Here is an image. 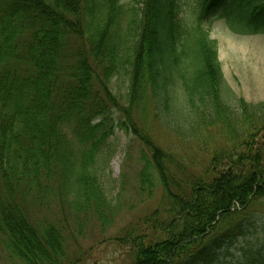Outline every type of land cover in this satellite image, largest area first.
Returning <instances> with one entry per match:
<instances>
[{
    "label": "trees",
    "instance_id": "16d2710c",
    "mask_svg": "<svg viewBox=\"0 0 264 264\" xmlns=\"http://www.w3.org/2000/svg\"><path fill=\"white\" fill-rule=\"evenodd\" d=\"M181 4L0 0L5 262L75 264L89 222L112 225L124 186L110 199L103 170L116 128L138 147L126 156L138 196L161 193L120 239L131 264H207L243 232L239 216L264 202V101L235 95L210 36L219 19L233 34H264V0H192L184 13ZM121 78L123 95L113 92ZM147 102L164 128L207 156L203 164L153 141L135 116Z\"/></svg>",
    "mask_w": 264,
    "mask_h": 264
},
{
    "label": "rangeland",
    "instance_id": "374dc122",
    "mask_svg": "<svg viewBox=\"0 0 264 264\" xmlns=\"http://www.w3.org/2000/svg\"><path fill=\"white\" fill-rule=\"evenodd\" d=\"M136 1L139 0H121L132 5ZM191 1L182 0V13L188 11ZM210 36L217 42L223 75L235 95L249 103L264 101V34H233L224 21L219 19L212 23ZM117 81L114 83L113 92L123 95L127 84L126 78ZM135 116L158 146L174 150L181 155L186 152L185 159L195 157L197 164L206 161L207 156L196 151L193 143L180 141L159 123L150 103H144ZM106 148L110 153L109 162L103 170L104 187L108 197L115 199L123 180L124 187L119 197L123 206L107 229H102L98 221L89 222L83 236L78 237V244L74 245L73 251L79 258L75 264H131L132 255L120 239L130 226L135 223L140 225L139 221L159 204L161 193L158 189L151 197L144 194H140V197L136 192L137 186L134 184L136 166H130L133 160L126 161L128 153L137 156L138 147L133 137L116 128L108 139ZM239 217L243 221V232L237 235L228 247L223 245L207 264H245V258L251 253L260 257L263 260L261 264H264V202L253 205L247 215L242 213ZM144 230L151 236L150 228L144 227ZM0 264L10 263L0 257Z\"/></svg>",
    "mask_w": 264,
    "mask_h": 264
}]
</instances>
